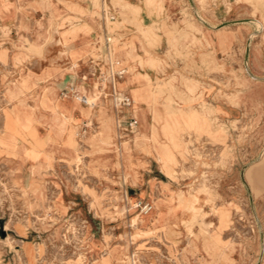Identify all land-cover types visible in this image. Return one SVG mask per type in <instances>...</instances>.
Instances as JSON below:
<instances>
[{
	"label": "rangeland",
	"instance_id": "1",
	"mask_svg": "<svg viewBox=\"0 0 264 264\" xmlns=\"http://www.w3.org/2000/svg\"><path fill=\"white\" fill-rule=\"evenodd\" d=\"M91 1L0 0V264H264V0Z\"/></svg>",
	"mask_w": 264,
	"mask_h": 264
},
{
	"label": "crops",
	"instance_id": "2",
	"mask_svg": "<svg viewBox=\"0 0 264 264\" xmlns=\"http://www.w3.org/2000/svg\"><path fill=\"white\" fill-rule=\"evenodd\" d=\"M78 3H79V5L81 6V7H83L84 9H87V10H92L93 9V3H92V1L91 0H78ZM137 5H139V4H137ZM141 8V23H143V24H146V23H151L152 21H153V16H151L149 13H148V11H147V7H146V5L145 4H140L139 5ZM111 10H112V8H110ZM105 8L103 7V9H102V14H104V15H102V21H101V23H102V28H103V31H102V33L99 35V33H100V31H101V27H100V21H98V19H97V21L98 22H93L92 21V19H90L89 17V19H88V23L89 24H93L94 25V27L96 28V30H97V32H99L98 34H97V36L95 37L96 38V40H98V41H100V39H102L103 37L105 38L106 36H108L109 34H110V32L109 31H107V21L105 20L106 19V13L107 12H105ZM128 28V27H127ZM128 29H130L131 31H126L127 32V35L130 37V38H132L135 34H138L137 33V30L135 29V28H128ZM107 32L109 33V34H107ZM101 49H105L106 50V52H105V54L106 55H110L111 56V52L110 51H108L107 50V48H106V43H103V45L101 46ZM117 61L119 62V60H116V64H117ZM114 62H112L111 61V58H110V73H111V71L112 70H116V69H118V68H116V69H114L115 67H114ZM123 68H125V67H123Z\"/></svg>",
	"mask_w": 264,
	"mask_h": 264
},
{
	"label": "built area",
	"instance_id": "3",
	"mask_svg": "<svg viewBox=\"0 0 264 264\" xmlns=\"http://www.w3.org/2000/svg\"><path fill=\"white\" fill-rule=\"evenodd\" d=\"M115 16L114 15H111V19H114ZM107 34H109L107 32ZM112 40V37L111 35L109 34L108 36L105 37V43H106V48L108 51H110V44L109 42ZM118 63V61H117ZM125 68H118L116 70H112L111 71V78L113 80V87L115 89V103H116V106H132L133 105V98L126 94V93H122V92H117L116 91V85L114 84V80L116 81V77H121L124 72H125ZM76 96L78 97V99L82 102H85L86 103V99H85V94H80V93H77ZM137 123H138V120L137 118H132L128 123H127V127L130 128V130H134V128L137 126ZM142 204V210L145 212V213H148L151 209H152V206L150 203H141Z\"/></svg>",
	"mask_w": 264,
	"mask_h": 264
}]
</instances>
